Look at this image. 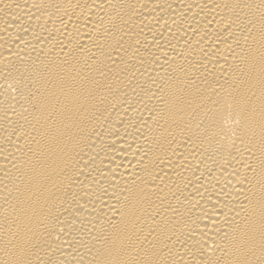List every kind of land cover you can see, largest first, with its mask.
I'll use <instances>...</instances> for the list:
<instances>
[{
    "label": "bare ground",
    "instance_id": "obj_1",
    "mask_svg": "<svg viewBox=\"0 0 264 264\" xmlns=\"http://www.w3.org/2000/svg\"><path fill=\"white\" fill-rule=\"evenodd\" d=\"M0 264H264V0H0Z\"/></svg>",
    "mask_w": 264,
    "mask_h": 264
}]
</instances>
